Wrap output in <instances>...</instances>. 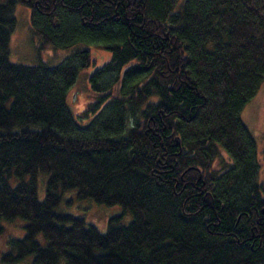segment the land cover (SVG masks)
Returning a JSON list of instances; mask_svg holds the SVG:
<instances>
[{
	"label": "trees",
	"instance_id": "obj_1",
	"mask_svg": "<svg viewBox=\"0 0 264 264\" xmlns=\"http://www.w3.org/2000/svg\"><path fill=\"white\" fill-rule=\"evenodd\" d=\"M18 4L63 62L10 60ZM177 5L0 0V237L25 221L1 264H264V181L241 117L264 83V0ZM91 47L112 58L76 120L67 98ZM69 191L123 215L102 233L58 211Z\"/></svg>",
	"mask_w": 264,
	"mask_h": 264
},
{
	"label": "rangeland",
	"instance_id": "obj_2",
	"mask_svg": "<svg viewBox=\"0 0 264 264\" xmlns=\"http://www.w3.org/2000/svg\"><path fill=\"white\" fill-rule=\"evenodd\" d=\"M185 0H178L177 9L183 5ZM14 16L17 19L10 41V60L13 63L28 66L37 65L40 62H49L51 65L60 64L67 56L66 51H55L51 47L42 48V42L32 30L31 9L18 4L15 7ZM93 59L96 65L79 72L78 80L68 94L67 102L76 120L88 105L94 100V93L90 85V77L97 68H101L108 63L112 56L109 52L91 47ZM242 120L249 131L253 134L257 148L258 160L260 164L259 182L264 181V83L257 96L247 104L242 112ZM219 168V161L216 162ZM47 176H40L39 197H45ZM59 212L81 217L87 223L97 227L102 233H106L109 220L113 217L123 215L120 206H105L97 204L93 200H78L76 191H69L64 195L63 202L58 208ZM132 217L126 214L122 218V224H128ZM5 227L3 235L0 237V259L4 252L8 251V242L12 238H23L25 234V221L18 219L15 222H3ZM39 240H42L40 236ZM1 261V260H0ZM1 264V263H0ZM25 264V263H23Z\"/></svg>",
	"mask_w": 264,
	"mask_h": 264
}]
</instances>
